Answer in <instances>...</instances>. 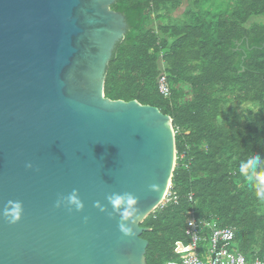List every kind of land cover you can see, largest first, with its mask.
Instances as JSON below:
<instances>
[{
    "label": "water",
    "instance_id": "obj_1",
    "mask_svg": "<svg viewBox=\"0 0 264 264\" xmlns=\"http://www.w3.org/2000/svg\"><path fill=\"white\" fill-rule=\"evenodd\" d=\"M114 3L0 0V264H147L140 225L171 185L175 134L159 109L105 98L128 29ZM115 195L135 199L127 218Z\"/></svg>",
    "mask_w": 264,
    "mask_h": 264
},
{
    "label": "trees",
    "instance_id": "obj_2",
    "mask_svg": "<svg viewBox=\"0 0 264 264\" xmlns=\"http://www.w3.org/2000/svg\"><path fill=\"white\" fill-rule=\"evenodd\" d=\"M111 10L128 29L108 63L105 98L159 109L185 154L171 179L178 204L140 225L149 230L146 263L177 260L192 208L199 220L234 228L230 249L246 261L263 259L264 197L249 162L258 155L256 173L264 171V0H115ZM163 73L169 99L158 90Z\"/></svg>",
    "mask_w": 264,
    "mask_h": 264
},
{
    "label": "built area",
    "instance_id": "obj_3",
    "mask_svg": "<svg viewBox=\"0 0 264 264\" xmlns=\"http://www.w3.org/2000/svg\"><path fill=\"white\" fill-rule=\"evenodd\" d=\"M158 90L165 99L170 98L171 90L164 73L158 81ZM173 131L175 135L178 132L174 128ZM179 157L184 159L185 154L178 156L176 151V160ZM187 198L189 202H193V194H189ZM178 201L179 196L171 189L170 185L160 205L153 212L164 209L170 204L176 205ZM185 217V236L189 239V243L188 245L176 243L174 252L178 257L177 260L165 264H264V259L248 262L241 253L233 252L230 249L236 236L234 228H218L205 220H199L193 208L186 212ZM205 229L208 231L207 237L203 234ZM201 244H208L206 253L200 251Z\"/></svg>",
    "mask_w": 264,
    "mask_h": 264
},
{
    "label": "clouds",
    "instance_id": "obj_4",
    "mask_svg": "<svg viewBox=\"0 0 264 264\" xmlns=\"http://www.w3.org/2000/svg\"><path fill=\"white\" fill-rule=\"evenodd\" d=\"M261 166V158L257 155L253 158L252 161L249 162V167L252 169V175L256 177L260 181V183L257 185L258 188V194L261 197H264V171H262L259 175L256 173V168ZM242 173H246L242 171ZM251 178V177H250ZM111 199V203L114 207L119 208L122 204L126 205L125 210L122 213V216L124 218H127L132 214V211H135V209H132V205L135 203V199L130 196H120L115 195ZM69 200L75 205L76 210H79L82 207V204L79 200H77L74 196L69 197ZM59 201L56 202L55 206H59ZM131 209V211H129ZM22 214V205L20 202H15L12 209L10 210L9 215L13 218L10 220V223H15ZM120 229L125 233V235H131L132 229L129 227H126L124 224L119 225Z\"/></svg>",
    "mask_w": 264,
    "mask_h": 264
},
{
    "label": "rangeland",
    "instance_id": "obj_5",
    "mask_svg": "<svg viewBox=\"0 0 264 264\" xmlns=\"http://www.w3.org/2000/svg\"><path fill=\"white\" fill-rule=\"evenodd\" d=\"M190 1H192V0H190ZM183 8H184V7H183ZM183 8L180 9L179 11H176L173 15H174L175 17L180 16V14H182V12H183ZM247 107H248V106H246V105L241 106L240 109H239V112H241L242 115H244L245 112H246ZM199 249H200L201 252L206 253V252H207V249H208V244H201V246H199ZM231 250H232L233 252H236V251H234L232 248H231ZM263 259H264V258H263ZM156 264H157V263H156ZM159 264H165V263H164V262H160Z\"/></svg>",
    "mask_w": 264,
    "mask_h": 264
}]
</instances>
